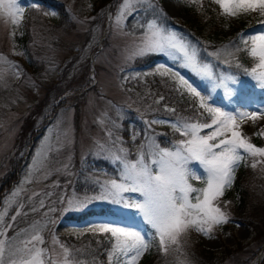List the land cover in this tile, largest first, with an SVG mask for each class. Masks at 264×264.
<instances>
[{
    "label": "rangeland",
    "instance_id": "obj_1",
    "mask_svg": "<svg viewBox=\"0 0 264 264\" xmlns=\"http://www.w3.org/2000/svg\"><path fill=\"white\" fill-rule=\"evenodd\" d=\"M66 1L74 12L73 22L68 30L62 31L50 26L49 23L58 17L54 7L42 10L39 21L42 25H36L31 30V43L36 45L34 55L43 61L38 77L32 72L33 65L27 49L14 40L16 33L25 31L27 2L21 0L25 12L18 25L13 26L10 19L0 17V54L15 65L13 67L9 63H0V178L8 171L10 163L14 162L15 155L23 152L17 145L22 140L19 142L17 138L23 121L27 119L26 115L35 114L40 119L44 113L50 112L53 104L58 105L55 113L46 116L48 122L29 161L16 167L17 178L12 188L0 195V213L3 214L0 228H7V235L15 237L16 246H19V241L39 232L44 238L42 247L47 248L51 260L57 264H63V250L58 243H53L54 237L59 234L80 237L93 233V227L101 223L136 228L146 234L150 245L149 232L144 224L146 221L139 210L125 208L110 200H94L79 210H74V206L69 204L70 201H83L85 198L98 196L102 191V184L120 179L121 164L113 163L111 159L120 149H126L128 159L135 160L141 146L148 153L151 139L159 144L155 134L164 133L163 126L167 127L171 137L178 133L170 123H152L157 120L175 122V118L156 113L147 116L149 112L146 107L152 98L155 102L161 100L151 94L147 79L154 75L167 77L174 82L179 93L193 99L198 107V99L179 84L177 77L171 73H160L172 69L197 86L202 95L204 92L201 84L207 85L213 95L224 99L233 96V86L236 84L228 81L226 88L219 80L202 78L191 69L182 67L186 59L179 48L170 49V54L160 53L163 58L145 65L132 64L134 57L138 56L135 55L137 46L143 42L149 31L147 26L151 22L164 29L166 35L175 34L189 52L195 49L198 55L195 45L203 37L197 34L193 39L188 26L194 18L193 8L201 0H133L128 8L123 6L124 0H116L114 6L112 0H81L83 5L76 4L75 0ZM218 8L224 34H229L234 27H240L238 36L242 32L256 34L264 21V16L259 13L231 17L224 15L220 6ZM163 12L173 20L171 23L166 24ZM209 40L210 43H219L220 37L213 35ZM204 51L207 58L215 57L211 55L214 53L213 49L206 48ZM220 61L226 64L228 58ZM189 71L197 79L191 77ZM213 71L217 76L231 74L229 69L223 73L214 68ZM243 74L247 85L252 83L256 86V82L245 71ZM146 94L149 96L146 97ZM209 102L214 107H221L219 101L211 99ZM131 107L137 109L144 125L140 129L134 127L133 122H127L124 135L122 120L126 116L125 111ZM258 107H264V102H257L252 98L245 103L234 104L230 111H254ZM163 108L168 112L172 110L168 105H163ZM259 120L264 122V118L254 122L247 118L243 121L257 124ZM153 125L157 126L156 131H152ZM180 134L170 140L171 146L184 138ZM17 146L20 151L16 149ZM159 146L162 147L160 144ZM98 158L106 159L116 169L115 173H118L119 178L113 176L112 169L109 171L103 164H99L100 161L97 163ZM197 172L202 175L203 169L197 166ZM88 184H91L90 188ZM139 198L140 195L131 194L132 202ZM101 205L107 206L114 214L87 216L80 220L67 217L71 213L76 214ZM222 210L228 214L225 208ZM232 222V229L224 232H221L224 224L214 226L210 236L191 229L189 231H193L205 247L218 254L224 251L227 255L223 264L260 263L264 259V248H260V242L254 238L252 225L231 220L228 223L233 224ZM8 225L11 227L8 228ZM189 231L179 238V244H170L168 247H178L189 237ZM104 235L110 239V244L99 252L103 255H99V259L108 264H131L123 255L109 259L112 241L110 234ZM59 242L61 243L60 240ZM148 249L136 264L140 263ZM70 260L86 264L83 260L76 261L71 257Z\"/></svg>",
    "mask_w": 264,
    "mask_h": 264
},
{
    "label": "snow or ice",
    "instance_id": "obj_2",
    "mask_svg": "<svg viewBox=\"0 0 264 264\" xmlns=\"http://www.w3.org/2000/svg\"><path fill=\"white\" fill-rule=\"evenodd\" d=\"M214 2L226 16L239 17L250 13L264 16V0H214ZM132 3L133 0H124L123 6L131 7ZM24 12L25 7L21 5V0H0V17L10 19L13 26L20 23ZM52 14L55 15V12ZM261 25L256 34L242 32L239 37L244 50L255 61L253 67L245 69V73L256 82L257 87L264 89V21ZM147 27L149 31L145 34L143 42L137 46L135 55L170 54V49L179 48L186 59L182 67L191 69L202 78L219 80L226 88L228 81L237 82V78L231 74L217 76L212 65L199 60L195 49L189 52L187 47L177 40L175 34L166 35L165 30L155 22L149 23ZM239 50L237 48V51ZM211 55L218 57L219 53ZM0 63H9L15 67L13 62L8 61L2 54ZM167 73L177 77L179 84L198 99L199 107L203 109L201 115L207 113L210 122L192 118H178L175 122L153 121L152 123L159 124L170 123L173 130L181 133L184 138L171 148L160 147L151 139L148 153L146 154L141 146L135 160L128 159L126 149H120L119 153L123 155L118 153L111 157L113 163L121 164L120 179L102 184V191L98 196L69 202L70 206H74V210L82 209L94 200H110L114 204H122L125 208L139 210L143 219L155 230V235L165 252L168 251V245L179 244V238L190 229L210 236L214 226L228 223V214L215 202L224 195L226 188L231 187L235 171L245 156L264 158V147L251 143V138L243 133L239 122L246 118L253 122L264 118V107H258L254 111L239 109L227 111L221 107H214L209 102L211 96L202 95L197 86L179 72L166 69L160 74ZM205 129L211 131L202 134ZM257 135H264V129ZM257 163H264V159L253 160L252 167L255 168ZM197 166L203 169V187H194L191 182L202 178L197 172ZM125 193H138L141 198L131 202L124 196ZM2 222L3 214L0 213V223ZM10 227L11 225H8V228ZM92 230L94 234H110L112 241L110 260L123 255L131 264H136L138 258L149 247L146 234L136 228L101 223ZM14 241L15 237H8L7 228H0V264H57L51 260L48 250L42 247L44 238L39 232L19 241V246H16ZM53 243H58L63 250V264H77L70 260V250L59 242L58 237L53 238ZM130 253L134 255H129Z\"/></svg>",
    "mask_w": 264,
    "mask_h": 264
},
{
    "label": "trees",
    "instance_id": "obj_3",
    "mask_svg": "<svg viewBox=\"0 0 264 264\" xmlns=\"http://www.w3.org/2000/svg\"><path fill=\"white\" fill-rule=\"evenodd\" d=\"M38 3H34L33 0L26 6L25 15V31L20 34H15V38L19 44L27 49L28 55L33 65V74L39 76L43 67V61L36 58L33 49L35 44L31 43L32 28L41 26L40 16L43 9L53 6L57 11L58 17L52 23H49L51 27L61 29L62 31L68 30L73 22L72 16L74 12L71 10V5L66 0H37ZM116 0H112V6L115 5ZM76 4L83 5V1L75 0ZM218 4L214 0H201L197 3V6L193 8L194 18L191 20L188 30L191 31L192 38L194 39L197 34L203 37L201 40H197L195 47L198 49L199 60L202 62H210L215 70H219L221 73L226 72L228 69L237 78L236 84L233 86L235 92L233 96L228 99H224L222 96L213 95L207 85H203L202 89L206 95H210L211 98L217 99L223 103V109L230 111V108L240 102L245 103L248 100L255 98L258 102L264 101V89L250 83L246 84V77L243 72L245 69H249L254 66V59L244 50V45L240 43L238 33L240 27H234L229 34H224L222 30V16L218 11ZM82 11V10H81ZM163 16L166 22H171V19L163 12ZM194 26V29L193 27ZM218 35L220 37L219 43H210V37ZM210 48L214 50V53H219V56L214 58H207L204 49ZM237 48L240 50L237 51ZM38 49V48H37ZM162 58L160 53H152L144 56H135L133 59V65H145L156 58ZM228 58L227 63H222L220 59ZM177 63V62H176ZM239 65V67L237 66ZM191 73V71H189ZM189 73V74H190ZM192 74V75H191ZM190 75L197 79L196 75L191 73ZM148 87L151 94L155 97H163L159 102H155L154 98L146 107L147 116L152 113L157 114H169L163 105L171 106L175 111H171L170 115L176 119L178 118H192L193 120H200L201 122H210L207 113H204L197 105L196 102L189 98L187 95L179 93L174 82L169 80L165 76L154 75L148 79ZM78 90V89H77ZM150 94V92H149ZM146 94V97L149 96ZM63 102V101H62ZM56 104V103H55ZM53 104L49 113L39 119L38 115H27L26 121H23V126L20 129V134L17 141L22 140L21 144H17L22 149H27L29 146L35 148L38 145L43 127L48 122L46 116H49L56 112L58 105ZM154 109V111H150ZM137 109L130 108L126 111V117L123 119V134L126 135V123L133 122L134 127L143 129L144 121L139 117L136 111ZM26 117V116H25ZM29 117V119H28ZM39 119V121H38ZM242 125L241 130L243 133L251 138V143L258 147L264 146V135H257L261 129H264V122L259 120L257 124L250 123L248 121H239ZM40 127V128H37ZM157 126H152V131H156ZM164 133H156L158 142L162 147L171 148V141L174 137H178L179 133H175L174 137H171V133L167 131V127ZM211 129H205L202 134H207ZM131 145V144H129ZM16 149L19 151V147ZM145 152V151H144ZM23 154V153H22ZM147 154V153H146ZM19 156L14 157V162L10 163L8 171L0 178V191L3 187H7L10 179L16 178V167L22 166L26 162V158L23 162L17 160ZM22 155L19 157L21 158ZM98 158L97 161L103 162L109 169L116 172L115 168H112L110 164L105 161L106 159ZM261 157L245 156V159L241 162L240 166L235 171V178L231 185L224 191V195L219 198L216 203L225 208L228 212L229 218L239 220L251 224L254 229L255 239L260 242V247L264 243V163H257L256 167H252L253 160H262ZM16 160V161H15ZM117 174V173H116ZM6 181L8 183H6ZM195 187H203V177L201 180L191 181ZM195 193L192 195L194 196ZM194 200V199H193ZM114 213L107 206H99L88 208L81 213L71 215V218L81 219L86 215L96 214H110ZM147 230L150 232V246L149 250L142 257L140 264H223L225 253H216L210 248L205 247L202 241L193 233L189 231V237L184 240L178 247H168V251H163L159 243V238L155 235V230L145 222ZM232 229V225L225 224L223 230ZM65 245L71 249V255L75 260H83L86 264H108L105 260L101 261L99 255H103L99 252L104 247H107L110 242L106 239L102 233H87L81 237L73 238L71 236H60ZM223 253V254H222ZM231 253V252H229ZM228 253V254H229ZM244 264V263H243ZM260 264H264V259Z\"/></svg>",
    "mask_w": 264,
    "mask_h": 264
}]
</instances>
